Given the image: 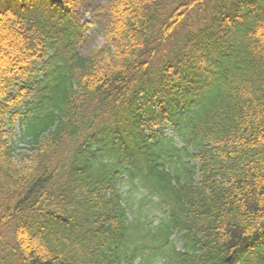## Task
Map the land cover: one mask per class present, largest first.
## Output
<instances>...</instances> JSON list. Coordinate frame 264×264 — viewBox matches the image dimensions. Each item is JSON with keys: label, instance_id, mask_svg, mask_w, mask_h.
<instances>
[{"label": "trees", "instance_id": "trees-1", "mask_svg": "<svg viewBox=\"0 0 264 264\" xmlns=\"http://www.w3.org/2000/svg\"><path fill=\"white\" fill-rule=\"evenodd\" d=\"M77 3L0 0V264H264V0Z\"/></svg>", "mask_w": 264, "mask_h": 264}, {"label": "rangeland", "instance_id": "rangeland-1", "mask_svg": "<svg viewBox=\"0 0 264 264\" xmlns=\"http://www.w3.org/2000/svg\"><path fill=\"white\" fill-rule=\"evenodd\" d=\"M111 1V0H85V5L81 4V3H77L75 6V9L78 10V13L80 15H83V19H82V25L85 23H90L91 26L88 29L87 32V36H88V40L86 43V47L83 50L84 53H86L88 50L95 48V47H101L105 44V39L104 37L99 33V28L101 27V18L95 13V9L97 7V5L99 4V6H105L107 5V3ZM11 3V1H10ZM100 14H102V12H100ZM103 15V14H102ZM17 131H16V136H17ZM166 135L167 136H173V131L171 128H166ZM15 142H22L21 138L15 137ZM22 144V143H21ZM133 188L134 186L131 184H123L122 188H121V192L123 195V198L125 199V202L129 204V201L131 199H133L134 203H137L140 200V196H142V194H134L133 193ZM136 191V190H135ZM136 211V210H135ZM161 212L160 211H156L155 208H153L147 215H148V221L151 223H155L159 218ZM172 240L175 242V245L178 249H181L183 247V242L182 239L179 235H174L172 237ZM161 264V263H158Z\"/></svg>", "mask_w": 264, "mask_h": 264}]
</instances>
